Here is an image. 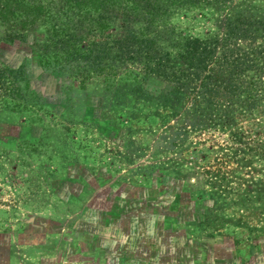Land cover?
I'll return each mask as SVG.
<instances>
[{
    "label": "rangeland",
    "instance_id": "rangeland-1",
    "mask_svg": "<svg viewBox=\"0 0 264 264\" xmlns=\"http://www.w3.org/2000/svg\"><path fill=\"white\" fill-rule=\"evenodd\" d=\"M41 1L33 21L0 17V264H209L232 237L252 262L264 250V0L172 12L158 44L175 69L160 72L113 44L146 25L123 24L122 0L101 33L82 7ZM237 14L256 16L259 53L196 80L172 39L222 40ZM236 39L219 51L247 54ZM93 40L109 51L95 62Z\"/></svg>",
    "mask_w": 264,
    "mask_h": 264
},
{
    "label": "trees",
    "instance_id": "trees-1",
    "mask_svg": "<svg viewBox=\"0 0 264 264\" xmlns=\"http://www.w3.org/2000/svg\"><path fill=\"white\" fill-rule=\"evenodd\" d=\"M68 4H73L75 6H80L84 11H88L84 20L89 22L97 23L98 32H103L106 28L110 27V24L106 23L105 14L111 13L110 6L118 5L115 0H64ZM117 1V0H116ZM225 0H122V20L126 27H131L133 22L139 20L146 21V25L139 27L138 29L131 28L125 33L123 37L118 38L113 44H116L119 48V52L127 56L133 55L135 59H144L150 67H154L156 72H160L165 65H169L174 70L175 67L171 63L172 55L175 53L174 48L170 49L169 45H164L163 43L158 44L160 35L168 30L169 24L172 25L170 18L172 12L179 13L182 9H185L186 5H199L208 6L211 5L215 8L218 7L223 9ZM118 3V1H117ZM90 8H95L94 12H100L97 16H93L92 10ZM16 11H20V14H16ZM110 11V12H109ZM140 11H144L142 14ZM47 12V7L41 0H0V17L3 19H11L13 17L19 18L23 17L22 23L25 24L27 21H33L34 18L39 17ZM174 14V13H173ZM34 15L30 19V16ZM238 16V17H237ZM169 21V23H168ZM164 22V23H162ZM165 28L164 29H160ZM83 30V28H81ZM223 39H201L199 37L186 38L176 35L175 42L180 44L183 43L184 48V59L188 60V66L194 68V72L197 71L196 80H201L205 75V71H223L226 73L228 71L225 68L228 64L225 56H235L239 61H244L243 65H246L245 61L253 62L254 59L251 58L252 53H259L258 49L254 47L253 41L257 38L258 34L256 32L261 30L258 26V20L256 16H250L249 18L244 17L242 14H237L234 18H229V22L224 27ZM79 33V31H78ZM241 35L244 40H248L250 44V50L245 54L244 51L239 47L234 46L236 49H228L224 46V54L219 51V44L221 41L228 43L231 40L236 39ZM255 38V39H254ZM184 39V40H182ZM240 39V38H239ZM214 41L215 45H212ZM250 42V43H249ZM102 41L93 40L89 43L90 46L85 47L83 54L87 56L95 55L94 62L99 58V60L104 59L106 48H102L96 51V47ZM239 45V42L233 43ZM176 45H172L175 47ZM240 46V45H239ZM166 47V48H165ZM80 50V49H79ZM109 53V51L107 50ZM251 54V55H250ZM247 55V56H246ZM217 64V66H215ZM230 65V64H229ZM239 64H237L236 69L238 70ZM250 66V65H248ZM230 67V66H229ZM171 70V71H172ZM170 72V71H169ZM7 73L6 69L0 72L3 76ZM160 74V73H158ZM210 74V73H209ZM175 78V73H172ZM178 79V75H176ZM1 79V77H0Z\"/></svg>",
    "mask_w": 264,
    "mask_h": 264
},
{
    "label": "crops",
    "instance_id": "crops-1",
    "mask_svg": "<svg viewBox=\"0 0 264 264\" xmlns=\"http://www.w3.org/2000/svg\"><path fill=\"white\" fill-rule=\"evenodd\" d=\"M228 241L233 245V247L222 251L221 255L217 251L211 252L210 254L207 253L208 255L206 260H210L209 264H214V262L216 261L220 262L218 264H264V250H262L260 247H258L257 249L256 247H254V249L251 250L252 252L250 253H252V256L250 258L252 259V262H248L246 261L245 257L242 258V254L239 251L234 250L236 239L232 237L229 238Z\"/></svg>",
    "mask_w": 264,
    "mask_h": 264
}]
</instances>
